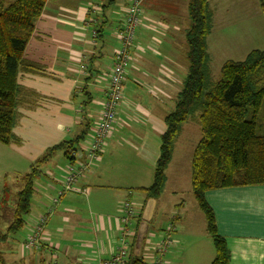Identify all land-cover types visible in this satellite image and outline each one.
<instances>
[{
	"label": "crops",
	"instance_id": "crops-1",
	"mask_svg": "<svg viewBox=\"0 0 264 264\" xmlns=\"http://www.w3.org/2000/svg\"><path fill=\"white\" fill-rule=\"evenodd\" d=\"M133 1L138 2L142 18L130 47L122 94L131 80V89L141 86L160 101L147 102L140 98L141 101L131 104L121 102L113 125L128 135V141L121 143L113 137L115 132L112 130L104 140L98 158L82 171L71 191L63 192L67 166L80 167L87 162L86 154L103 110L114 54L120 47L118 33L126 10ZM210 1L207 0L208 6ZM186 2L114 0L108 4L106 0L46 1L24 50V58L40 65L42 73H19L17 81L23 93L12 129L15 141L4 146L14 147L16 160H20L21 153L30 155L36 150L39 159L50 148L73 141L83 133L85 135L73 147L71 163L61 150L63 158L59 156L54 164L52 155L39 168L28 221L23 227H26L23 241L20 239L18 245L13 242L0 251L5 264H99L114 254L124 231L127 230L128 239L134 238L132 227L139 224L138 218L125 226L120 221V206L126 198L141 194L143 201L137 207L141 221L149 199L146 200L138 191L134 194L123 192L131 186L132 156L136 173H145V169L140 170V163L146 158L155 168L160 137L165 130L164 118L173 110L174 98L180 92V74L187 71L179 56V52H187L184 39L187 28L153 26L151 22L173 23L174 20L175 23L181 20L182 12L178 10ZM145 13H148L147 17ZM166 103L170 106L158 109ZM118 114H123L122 122L118 121ZM153 115L158 122L151 121ZM133 116L142 120L136 123ZM24 132L36 139V144L27 149ZM148 142L152 145L148 146ZM137 149L145 154L144 159L133 153ZM144 182L141 183L143 185L136 184L139 187L133 186L139 189L150 185L148 179ZM4 192L3 186L0 204L6 199ZM204 197L214 213L217 232L229 250V264H264V185L211 190ZM158 198L153 199L155 208ZM50 207L53 211L47 216L39 245L26 249L27 239ZM177 225L178 218L170 221L173 231L166 234L171 233V240L178 230ZM177 242L166 252L162 264H174L171 257L175 255L173 249ZM141 255L153 262L155 251ZM205 261V257L197 260L198 264H205Z\"/></svg>",
	"mask_w": 264,
	"mask_h": 264
},
{
	"label": "trees",
	"instance_id": "trees-1",
	"mask_svg": "<svg viewBox=\"0 0 264 264\" xmlns=\"http://www.w3.org/2000/svg\"><path fill=\"white\" fill-rule=\"evenodd\" d=\"M46 1L0 0L2 145H10L15 141L12 129L23 93L17 81L19 73H42L40 65L24 58V50ZM106 1L108 4L114 2ZM258 4L264 15V0H258ZM187 11L190 22L184 35L187 75L173 110L164 118L165 130L160 137L152 184L135 191L143 193L146 200L160 196L165 185L164 171L170 162L177 135L188 117L198 112L201 137L191 157V192L205 219V230L213 244L214 257L210 264H229V250L217 232L214 213L204 195L211 190L264 185V133H259L261 130L264 132V49L251 51L241 62L224 63L218 81L211 83L206 53V38L211 27L207 0H190ZM84 135L50 148L21 177V189L15 194L11 221L4 232L0 233V245L23 229L25 217L30 212L34 181L39 175V168L48 162L56 150H63L65 159L71 163L73 147ZM4 188L5 197L8 188ZM6 203L7 199L3 204ZM133 248L134 241L124 264H149L141 254H134ZM0 264H5L1 254Z\"/></svg>",
	"mask_w": 264,
	"mask_h": 264
},
{
	"label": "rangeland",
	"instance_id": "rangeland-1",
	"mask_svg": "<svg viewBox=\"0 0 264 264\" xmlns=\"http://www.w3.org/2000/svg\"><path fill=\"white\" fill-rule=\"evenodd\" d=\"M187 1L188 2L182 5V8L178 10L182 12L181 20L176 21L175 23L174 20L173 23L158 20L151 22L153 24H150L153 26H176L180 30L186 28L188 29L190 22L188 19L187 8L190 0ZM210 5L208 6V10L211 15V27L206 38V53L208 57L207 69L209 81L211 83H215L220 77V68L224 63L228 61L241 62L251 51L264 49V15L260 11L258 0H211ZM146 14L148 13H145V15L141 14V16H146ZM141 18L142 17H140L139 13V21ZM184 55L186 56L185 53L183 54L179 52L180 61L187 67ZM186 75L187 71L180 74V90ZM132 84L133 82L131 80L127 82L120 103L129 102V104H131L141 101L140 98H145L144 100L147 102L152 101L156 103L160 101V99L150 96L141 86H138V88L132 87L131 89ZM176 99L177 97L174 98L173 103L176 102ZM167 105L170 106V103H166L164 105L162 104L158 107V109L163 110ZM140 115L145 117L144 114L140 113ZM150 119L152 122H158L156 115H153ZM123 120V114H118V121L122 122ZM141 120L142 119L139 117L133 116V121L136 123H139ZM113 127L114 125L110 131L111 133L112 130H114L115 133L113 137L118 138L121 143L123 141H128L129 137L124 131L120 130L119 127H114V129ZM262 131L263 130L259 133H264ZM23 135L25 137L24 146L26 149L30 148L31 144H36V141H34L36 139L30 138V134H25L24 132ZM200 137L198 112H194L182 125L173 144L171 159L164 171L165 188L157 200L153 219L148 224V232L142 244L140 254L151 253L153 251L156 252L165 237L170 221L174 218H178V225L176 226V229L178 227V230L173 235L174 239L171 240L174 244L177 241L179 242H177V247L173 249L175 255L171 257L174 264H198L197 260L203 257L206 258L205 264H208L209 259H213V244L206 233L205 219L198 210V207L193 199L190 186L191 157L196 144L200 140ZM149 145L151 146L152 144L148 142V146ZM13 148L14 147H5L0 144V198L3 186L8 188V192H6L5 195L7 203L6 205L0 204V209H2L0 210V233L4 232L5 228L11 221V215L15 205V194L21 189V177L25 173H28L30 166L38 158V150H36L30 155L21 153V158H19L20 160H16L15 156L17 155H15L16 151ZM133 153L138 154L140 158L143 157L144 159L145 157V154L142 153L141 149H137L136 152ZM62 154L63 151H56L53 154L52 162L56 163V159L59 156L63 158ZM27 160H33V162H29ZM151 163L152 162L146 158L142 163H140V170L145 169V173H136L134 171L136 163L134 162L132 156L131 184H129L131 186L123 190L125 194H134L135 187L133 185H143L141 183H145V179L149 180L150 185L152 184L154 166ZM149 186L145 188H148ZM126 201L130 204V206L137 210L138 203L143 201V196L135 193V195L131 196L129 199L126 198L124 202ZM27 221L28 215L25 217V222ZM137 228L138 225L136 226V224L132 227L135 234L137 232ZM25 230L26 227L17 234L9 237L5 244L0 245V251L13 244V242L18 245V243L23 239L22 235ZM133 241V237L129 239L127 238L128 252ZM172 247L173 244L166 252H169ZM162 258L164 259V256ZM148 259L149 258L145 259L146 262L153 264V262H150Z\"/></svg>",
	"mask_w": 264,
	"mask_h": 264
},
{
	"label": "built area",
	"instance_id": "built-area-1",
	"mask_svg": "<svg viewBox=\"0 0 264 264\" xmlns=\"http://www.w3.org/2000/svg\"><path fill=\"white\" fill-rule=\"evenodd\" d=\"M139 13L140 9L138 2L133 1L126 10L122 29L118 33L120 47L114 54L104 106L100 118L93 130L92 141L86 154L87 162L84 163V165H80V167H75L73 165L67 166L65 170L66 176L63 182V192L71 191L72 186L77 183V180L81 176L82 171L85 168H88L90 162L98 158L99 154L101 153L104 140L109 135L114 124L116 110L120 104L122 97V88L125 79V73L127 71L128 63L130 60V47L134 40L136 28L139 25ZM56 202L57 201L55 200L53 204L55 205ZM120 210L122 213L120 221L124 223L125 226H127L129 222L139 218V213L137 212V210L130 206L127 201L121 204ZM52 211L53 207H50L47 210V214L39 220L34 232L26 241V249L36 248L37 245H39V239L43 231V226L46 223L47 216ZM171 230L172 228L171 226H169L167 232H170ZM126 239L127 230L124 231L120 239V244L116 248L114 254L109 259L100 261L99 264H124L129 255ZM172 244L173 243L171 242L169 233L165 234L160 247L157 248L155 252L153 264H161L162 257L166 253L167 249L172 246Z\"/></svg>",
	"mask_w": 264,
	"mask_h": 264
},
{
	"label": "water",
	"instance_id": "water-1",
	"mask_svg": "<svg viewBox=\"0 0 264 264\" xmlns=\"http://www.w3.org/2000/svg\"><path fill=\"white\" fill-rule=\"evenodd\" d=\"M154 209H155V200L149 199L146 202V205L141 215V221L138 224L137 232L135 234L134 248H133L134 254L139 255L141 252V247L144 242L145 236L148 232V224L152 220Z\"/></svg>",
	"mask_w": 264,
	"mask_h": 264
}]
</instances>
